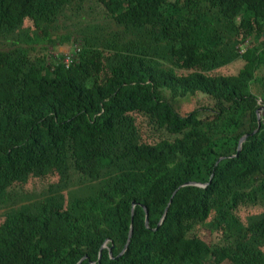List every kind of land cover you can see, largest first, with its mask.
Wrapping results in <instances>:
<instances>
[{
    "label": "trees",
    "instance_id": "1",
    "mask_svg": "<svg viewBox=\"0 0 264 264\" xmlns=\"http://www.w3.org/2000/svg\"><path fill=\"white\" fill-rule=\"evenodd\" d=\"M263 106L264 0H0V264H264Z\"/></svg>",
    "mask_w": 264,
    "mask_h": 264
},
{
    "label": "rangeland",
    "instance_id": "2",
    "mask_svg": "<svg viewBox=\"0 0 264 264\" xmlns=\"http://www.w3.org/2000/svg\"><path fill=\"white\" fill-rule=\"evenodd\" d=\"M101 22H103V20H100ZM64 21H61V27L56 29V30H53V36L54 37H61L60 39H58V43L56 44L55 47H52L50 46L49 49H41V45H36V48H37V51H40V54L41 55H57V54H69L71 52H73V46H74V42H73V39H70V40H67L65 37V34L67 32H69V30L64 27ZM83 24H86V23H83ZM30 25V22H26L25 25H22V29L25 28V26H28ZM112 28H115V26H112L110 28V30ZM74 31V30H73ZM74 38H76L75 35H73ZM237 67L238 65L237 64H233L231 66H226V67H223L217 71L215 70H212L210 68V66H208L205 71L209 74H234L236 71H237ZM258 88L257 86L254 88V90ZM198 96H194V97H190V98H181V97H177L176 100L174 101V106H175V109L181 114V115H186L188 114L190 111H192L196 105H197V99ZM261 119L262 121L264 122V111H261ZM137 120V124L139 126V129H140V132L142 134V137H144V132H143V129L140 127V124H139V120ZM52 180H55V178L53 176H47L46 178L42 179V178H39V177H34L32 176L30 179H29V182H28V186L30 188H35V191L37 192H40L41 190H43L45 187H47L49 185V182L52 181ZM262 207L260 208H255V209H248V210H243L240 212V215L241 217L243 218V221L244 222H248L250 221L251 218H253V216H256V215H260L261 213L264 212L263 209H261ZM2 212H3V209H0V221L3 219L2 218ZM215 217V213L212 214V218ZM210 231L206 228H203V229H200V239H202L204 242H209L211 237H210Z\"/></svg>",
    "mask_w": 264,
    "mask_h": 264
},
{
    "label": "water",
    "instance_id": "3",
    "mask_svg": "<svg viewBox=\"0 0 264 264\" xmlns=\"http://www.w3.org/2000/svg\"><path fill=\"white\" fill-rule=\"evenodd\" d=\"M260 111H264V106L261 107V108L259 109V111H258V112H259V113H258V129H257L256 131H254L253 134H256V133L258 132L259 128L261 127V125H262V120H261V114H260ZM248 137H249V135H245V136L240 140L238 152L241 151L242 146H243L244 142L247 140ZM220 161H221V159H219L218 163H219ZM218 163H217V164H218ZM212 178H213V175H212V177H211V180H212ZM195 185H198V184H196V183H187L185 186H195ZM145 209H146V225L149 226V217H148L149 212H148V210H147L146 207H145ZM166 215H167V210H166V212H165V214H164L163 219L161 220L160 225L164 222ZM132 234H133V226L131 227L130 234H129V239H128V242H127V244H126V246H125V249L128 247V244H129V242L131 241ZM111 252H112V251H110L109 254H111ZM101 253H102V249L100 250V254H101ZM121 253H122V252H121ZM100 254H99V255H100ZM82 259H84V257H82V258H81L78 262H76L75 264H79V263L82 261Z\"/></svg>",
    "mask_w": 264,
    "mask_h": 264
},
{
    "label": "built area",
    "instance_id": "4",
    "mask_svg": "<svg viewBox=\"0 0 264 264\" xmlns=\"http://www.w3.org/2000/svg\"><path fill=\"white\" fill-rule=\"evenodd\" d=\"M239 52L242 53V47L240 48ZM73 57H74V53L73 52L65 55L64 61H65L67 66H69L70 63L73 61Z\"/></svg>",
    "mask_w": 264,
    "mask_h": 264
}]
</instances>
